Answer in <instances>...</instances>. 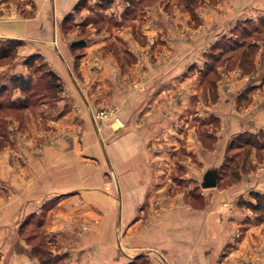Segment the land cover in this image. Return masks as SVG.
Segmentation results:
<instances>
[{
    "label": "crops",
    "instance_id": "0c3cea01",
    "mask_svg": "<svg viewBox=\"0 0 264 264\" xmlns=\"http://www.w3.org/2000/svg\"><path fill=\"white\" fill-rule=\"evenodd\" d=\"M78 1L0 0V39L20 40L21 57L35 53L45 57L67 86L66 96L78 105L75 115L72 107L61 109V118L70 127L85 125L87 131L82 143L85 158L77 155L79 142L73 137L54 146L57 156L37 154L19 174L11 171L15 158H7L0 188L10 200L0 197V204L5 203L3 215L9 222L0 217V226H12L13 211L48 212V231L56 242L69 246L67 264H240L248 256L251 237L235 199L264 185V164L257 175L245 178V184L225 189H195L190 181L198 179L200 184L206 170L219 168L234 136L264 128V98L236 107L248 76L244 84L235 81L222 92L218 87L216 101L205 98L201 86L205 59L199 54L204 45L188 40L186 31H156L155 26H163L161 19L148 31H132L135 39L128 50L135 59L130 63L104 54L106 35L95 33L74 63L69 44L77 35H65L62 22L68 15L80 22L88 13L73 11ZM115 17L120 18L119 13ZM127 35L119 37L126 40ZM142 36L155 43H140ZM14 66L23 72L22 61ZM108 102L117 106L121 129L108 121L98 124L93 117L94 110ZM61 118L53 122L60 124ZM209 118L218 122L212 150L204 147L199 134L209 126ZM180 149L196 155L194 170L190 171V162L172 154ZM90 158L97 163L94 169L87 162ZM78 163L83 167L79 173ZM199 165L203 168L197 174ZM108 171L115 174L111 188L104 186ZM172 174L186 181V187H172ZM195 191L201 205L188 199ZM239 226L246 228L240 240Z\"/></svg>",
    "mask_w": 264,
    "mask_h": 264
},
{
    "label": "rangeland",
    "instance_id": "374dc122",
    "mask_svg": "<svg viewBox=\"0 0 264 264\" xmlns=\"http://www.w3.org/2000/svg\"><path fill=\"white\" fill-rule=\"evenodd\" d=\"M91 2L93 4H88V13L83 19L80 22L69 20L66 23L67 29L63 28L62 31L65 35L69 33L77 35L71 44L84 45L71 49L69 44L70 52L76 59L74 63L80 60L89 37L94 33L106 35L104 54L111 53L115 59L120 56L118 61L123 57L130 63L135 59L133 53L128 50L131 41L135 39L132 31H148L155 26L156 19H161L163 26H155L156 31H186L185 37L188 40L199 41L204 45L199 54H204L205 59V66L201 71L203 77L201 86L205 98L211 102L216 101L218 87L222 92L223 87L230 86L235 81L244 84L246 76L250 80L245 88L246 92L237 96L236 107L244 108L254 98H257V101L264 98V0H112L108 6H103L106 8L99 7L98 2L95 4L92 0ZM116 5L120 8L117 9ZM115 13H119L120 18L117 19ZM125 33L128 35L126 40H123L121 34ZM141 38L140 43L144 45L155 43L153 38L147 36L146 39L143 36ZM22 44L20 41V44L15 46L12 60L0 61V177H4L6 172L4 163L8 157L15 158V166L11 171L19 174L25 171L26 166L30 167V162L33 161L31 158L37 154L57 156L58 151L54 146L59 141L66 142L70 137L79 142L77 155L86 157L82 144L87 133L85 125L70 127L68 120L66 119V122L65 118L60 116L62 113L60 110L66 107H72L71 113L74 115L79 113L77 102L66 96L67 86L50 68L44 56L39 53L32 54L35 59L26 64L32 55L21 57ZM122 52L124 54L121 55ZM18 61H22L23 72L14 66ZM91 63L95 64L97 61L92 60ZM76 65L74 70L77 72ZM49 73L57 76V82L51 80ZM11 75H23L29 79L28 89L23 91L20 88H13L8 81ZM93 117L98 124L108 121L117 124V129L124 126L118 116L117 106L112 102L99 105L94 110ZM60 118L63 119L60 120V124L53 122ZM208 124L209 126L203 128V133L199 134L204 147L212 150L213 143L216 142L213 133L218 127V122L209 118ZM244 133H248L249 140L254 139L253 144L228 149L234 137H244L242 138L244 140L246 137L243 136ZM244 133L237 134L227 143L226 154L219 166L216 186L218 188L225 189L236 184H245V178L257 175L256 173L262 169L264 128L254 133ZM29 140H32V143L27 147L26 142ZM148 148L151 146L148 145ZM174 151L172 154H176L177 159L190 162L188 163L191 166L190 171L195 169L193 162H197L196 155L187 154L186 149ZM71 154L74 156L75 152ZM25 156L30 157L29 161H24ZM87 162L93 169L96 168V161L90 158ZM80 165L77 164L78 173L83 168L79 167ZM200 167V165L197 167L195 173H201L203 167ZM179 168L175 167L177 173L180 172ZM32 171L36 172L35 165L34 169L32 165ZM106 174L104 186L114 187V172L108 171ZM169 179L172 187L186 185V181L179 180L175 175L169 176ZM190 182H193V185L191 183L190 185L195 189L201 187L198 179ZM1 189V200L8 202L9 195L3 193ZM253 193H258L260 198L257 210L248 206V203L256 206L258 202ZM188 199L192 205L202 204L196 191L190 192ZM4 204H0V217L2 221L9 222V218L5 220L3 215ZM235 205L238 215L248 225V237H251L248 256H243L240 264H264V185L238 196ZM25 214L26 211L23 209L13 211L10 223L12 226H0V264H42L41 260L47 256L63 257L59 261L52 260L49 264H67L69 246L56 242L52 233L48 231L45 225L48 212L31 211ZM245 230L246 228L238 227L236 230L238 240L243 237ZM6 248L7 256H4Z\"/></svg>",
    "mask_w": 264,
    "mask_h": 264
},
{
    "label": "trees",
    "instance_id": "16d2710c",
    "mask_svg": "<svg viewBox=\"0 0 264 264\" xmlns=\"http://www.w3.org/2000/svg\"><path fill=\"white\" fill-rule=\"evenodd\" d=\"M110 3H112V0H99L98 1V5L101 8H106L103 6H108ZM83 9H88V3L86 2V0H79L74 8L73 11L78 13L81 12ZM71 15L66 16V18L63 20L62 22V27L64 29H67L66 23H68L69 19H70ZM20 44V41L18 40H13V39H9V40H1L0 39V61L3 60H12V56L14 54L15 51V46L17 47V45ZM83 47V44H71L70 48L71 49H75L76 47ZM33 59H35V56L32 55L30 58L27 59V63H31L33 61ZM49 76L51 78V80L53 82H57L58 78L54 73H49ZM10 85L13 88H20L21 90L25 91L28 89L30 81L29 79L25 78L23 75H11L8 79ZM260 135V134H258ZM243 136H246L244 140H242V138L244 137H234L232 139V142L229 144L228 149L233 148V147H241V146H248V144H253V140L254 139H248V133H244ZM260 136H257V138H259ZM241 138V139H240ZM251 138V137H250ZM236 145V146H235ZM262 147V145H261ZM231 158V157H230ZM219 171H220V167L218 168V176H219ZM219 178V177H218ZM253 195L257 198L258 202L256 203V206H253L252 204L248 203L249 207H252L253 209L257 210L259 209V205H260V198H259V194L258 193H253ZM63 257L60 256H54L53 258L50 256H47V258H43L41 260L42 264H49L52 260L54 261H59L61 260Z\"/></svg>",
    "mask_w": 264,
    "mask_h": 264
},
{
    "label": "water",
    "instance_id": "95a60500",
    "mask_svg": "<svg viewBox=\"0 0 264 264\" xmlns=\"http://www.w3.org/2000/svg\"><path fill=\"white\" fill-rule=\"evenodd\" d=\"M218 181V167H211L204 173L200 183L202 188H214Z\"/></svg>",
    "mask_w": 264,
    "mask_h": 264
}]
</instances>
